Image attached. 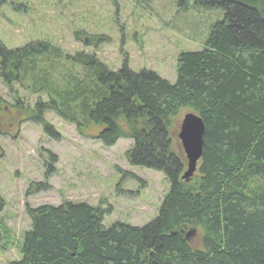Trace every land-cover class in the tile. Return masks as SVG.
<instances>
[{"label":"trees","instance_id":"1","mask_svg":"<svg viewBox=\"0 0 264 264\" xmlns=\"http://www.w3.org/2000/svg\"><path fill=\"white\" fill-rule=\"evenodd\" d=\"M195 4L220 8L223 17L200 49L178 54L174 83L125 62L112 70L92 53H64L46 40L14 49L0 44V80L25 121L57 138L44 118L51 111L77 131L96 128L104 146L131 138L128 162L161 171L169 183L156 216L140 226L105 227V211L86 202L27 206L30 227L20 258L9 264H264V185L257 182L264 181V0ZM73 35L93 46L107 40ZM14 85L37 96L32 106ZM183 108L205 127L188 182L168 135ZM190 228L200 232L198 248L185 239Z\"/></svg>","mask_w":264,"mask_h":264},{"label":"rangeland","instance_id":"2","mask_svg":"<svg viewBox=\"0 0 264 264\" xmlns=\"http://www.w3.org/2000/svg\"><path fill=\"white\" fill-rule=\"evenodd\" d=\"M222 17L220 8L197 6L195 0H0V44L14 49L46 40L64 53H92L112 70L125 62L132 71L150 70L174 83L178 54L200 49ZM75 31L107 40L87 45L74 38ZM14 91L34 104L35 94L16 85ZM15 104L0 80V264L21 256L22 236L30 227L27 206L86 202L105 211V227L115 221L140 226L156 216L169 183L161 171L128 162L131 138L104 146L94 136L96 128L77 131L46 111L55 138L41 124L25 121ZM189 112L181 109L168 127L171 149L184 161L177 133ZM188 240L198 248L200 232Z\"/></svg>","mask_w":264,"mask_h":264},{"label":"water","instance_id":"3","mask_svg":"<svg viewBox=\"0 0 264 264\" xmlns=\"http://www.w3.org/2000/svg\"><path fill=\"white\" fill-rule=\"evenodd\" d=\"M204 130V124L198 115L193 112L184 115L180 124L178 138L187 160L186 169L181 175V178L186 181L193 175L197 162L202 155ZM192 233V230L188 231L185 234V238L188 239Z\"/></svg>","mask_w":264,"mask_h":264}]
</instances>
